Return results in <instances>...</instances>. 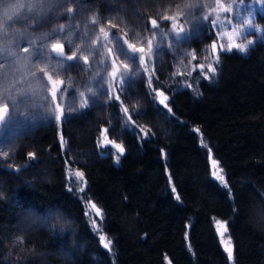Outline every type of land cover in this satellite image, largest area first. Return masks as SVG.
I'll use <instances>...</instances> for the list:
<instances>
[{
	"label": "trees",
	"instance_id": "obj_1",
	"mask_svg": "<svg viewBox=\"0 0 264 264\" xmlns=\"http://www.w3.org/2000/svg\"><path fill=\"white\" fill-rule=\"evenodd\" d=\"M78 1L97 7L92 23L103 39L121 31L111 11L152 31L159 8L140 10L148 0ZM257 19L264 25V13ZM152 83L168 98L165 111L157 107L173 120L171 135L139 133L140 143L130 136L119 158L98 151L83 102L72 129L36 117L4 133L0 264H264V40L245 54L221 51L211 75ZM119 99L108 103V118ZM210 154L225 185L212 175ZM219 221L232 259L216 232Z\"/></svg>",
	"mask_w": 264,
	"mask_h": 264
},
{
	"label": "rangeland",
	"instance_id": "obj_2",
	"mask_svg": "<svg viewBox=\"0 0 264 264\" xmlns=\"http://www.w3.org/2000/svg\"><path fill=\"white\" fill-rule=\"evenodd\" d=\"M162 1L160 5L161 2L154 4L148 0L139 7H159L151 18L152 31L132 22L128 24L120 10L111 11V20H122L119 25L112 22L122 34L106 32L103 39L97 37L92 23L97 18L94 4L82 5L78 0H0V107L10 108L0 127V142L9 128L36 117L72 129L76 117L83 113V102L91 112L84 120L96 139L98 151L103 154L107 150L119 158L128 147V135L138 143L139 133L161 138L171 135L172 121L167 114L153 113L152 119L144 110L148 101L161 106L163 111L166 109L159 100L167 96L160 90L155 94L152 80L168 87L196 71L211 75L214 71L208 66L215 69L219 53L227 51L229 44L245 45L241 52L245 54L264 40V25L257 19L264 13V0H219L224 8L231 9L227 12L217 9V0ZM165 15L176 17L171 23H176L177 29L164 20ZM154 21L163 23L166 30ZM179 26L184 28L182 33ZM185 32L190 38L184 36ZM248 41L252 43L249 45ZM57 45L65 48V58L53 54ZM139 81L144 89L136 95L134 87ZM185 86L181 82L177 89ZM117 92L124 103L108 118V103L117 97ZM125 107L128 113L124 112ZM131 115L138 122H134L136 125L129 124ZM116 144L125 149L123 154ZM69 148L78 157L77 162L86 164L77 151ZM210 164L213 177L225 185V175L212 154ZM90 207L99 215L93 204ZM216 227L228 257L231 248L232 259L233 245L227 226L219 221Z\"/></svg>",
	"mask_w": 264,
	"mask_h": 264
},
{
	"label": "snow or ice",
	"instance_id": "obj_3",
	"mask_svg": "<svg viewBox=\"0 0 264 264\" xmlns=\"http://www.w3.org/2000/svg\"><path fill=\"white\" fill-rule=\"evenodd\" d=\"M217 9H218V10H223V11H225V12L231 10V9H228V8H224L221 4H219V0H217ZM181 15H182V14H181ZM204 19H205V20H208L209 18H208V17H204ZM164 20L169 21V22H170V25H171V27H172L173 29H177L178 25H177L176 23H171L172 21H175V20H176V17H175V16H173V15H172V16L165 15V16H164ZM154 22H155V23H160V21H154ZM211 23H212V24H215V21H212ZM249 23H250V22H249ZM183 31H184V28H183L182 26H179V32L182 33ZM251 43H252V41H248V44H249V45H250ZM212 47H213V50L215 51V49H216V42H215V41H213V43H212ZM233 49H235V50H237V51H240V52H244V51H245V45H243V44H238V43H231V44H229L227 51L231 52ZM193 51H194V50H193ZM199 67H200V68H203V65H200ZM208 67H209V69H210L211 71H215V69L212 67V65H209ZM204 75H205V78L207 79V78H208L207 73H205ZM161 95H163V94L161 93ZM165 99H167V98L165 97L164 99L159 100V104H160V105H163L165 108H167V104H165ZM116 100H117L118 102L120 101L118 95H117V97H116ZM124 112H125V113H128V109H127V107L124 108ZM128 119L131 120V116H129ZM133 123H134V122H133ZM125 126H127V125H125ZM105 131H107V130H105ZM115 147L119 150V152H120L121 154L124 153L125 149H124L120 144H116ZM78 175H82V174L78 173ZM220 179H223V177H220ZM172 191L175 192V191H176L175 188H173ZM176 199L179 200V196H177ZM93 207H94V205H93ZM97 211H98V210H97ZM101 239H103V237H101ZM109 243H110V242H109ZM104 246H105V247H108L109 245H108V244H105ZM228 252H229V257L231 258V255H232V250H231V248H228Z\"/></svg>",
	"mask_w": 264,
	"mask_h": 264
},
{
	"label": "bare ground",
	"instance_id": "obj_4",
	"mask_svg": "<svg viewBox=\"0 0 264 264\" xmlns=\"http://www.w3.org/2000/svg\"><path fill=\"white\" fill-rule=\"evenodd\" d=\"M171 2H173L174 0H170ZM165 30H166V28H164ZM141 86V87H140ZM143 86H142V83H136V85H135V87H134V94H138V93H141V92H143ZM141 91V92H140ZM145 92H146V90H145ZM118 96H119V98L120 97H122L120 94H117ZM144 96H145V93H144ZM146 103V105H143V107H144V110H145V112L148 114V115H152V119L154 118V115H153V113H158V112H161L162 114H165L163 111H161L158 107H157V105H155L154 103H152V102H145ZM116 113V111H114L113 112V114H115ZM112 116V115H111ZM151 117V116H150ZM42 121H43V118H42ZM172 122H173V120H171ZM171 122V124H170V128L172 129V125H173V123ZM133 122H132V120H130V122H129V124L131 125ZM12 128V127H11ZM130 136L128 135L127 136V138H129ZM19 143V142H18ZM125 154V153H124ZM216 232H217V234H218V236H219V238H220V234H219V232H218V230H217V227H216Z\"/></svg>",
	"mask_w": 264,
	"mask_h": 264
},
{
	"label": "water",
	"instance_id": "obj_5",
	"mask_svg": "<svg viewBox=\"0 0 264 264\" xmlns=\"http://www.w3.org/2000/svg\"><path fill=\"white\" fill-rule=\"evenodd\" d=\"M53 54L59 58H65V48L63 45H57L53 48ZM10 114V108L8 106L0 107V127L6 122Z\"/></svg>",
	"mask_w": 264,
	"mask_h": 264
}]
</instances>
